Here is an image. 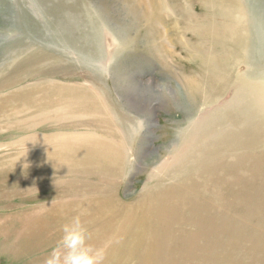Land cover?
Returning <instances> with one entry per match:
<instances>
[{
	"label": "rangeland",
	"instance_id": "1",
	"mask_svg": "<svg viewBox=\"0 0 264 264\" xmlns=\"http://www.w3.org/2000/svg\"><path fill=\"white\" fill-rule=\"evenodd\" d=\"M188 1L191 25L209 18ZM175 4L164 68L120 0H0V264H137L116 250L149 208L163 209L159 264H264V105L240 90L224 107L243 61L210 42L207 82ZM87 144L106 162L73 165Z\"/></svg>",
	"mask_w": 264,
	"mask_h": 264
},
{
	"label": "bare ground",
	"instance_id": "2",
	"mask_svg": "<svg viewBox=\"0 0 264 264\" xmlns=\"http://www.w3.org/2000/svg\"><path fill=\"white\" fill-rule=\"evenodd\" d=\"M120 2L125 7L124 10H126L129 15L135 16L133 18L136 20V22L140 24L144 23L147 25V29L145 31L143 41L145 42L144 45L148 49L149 58L154 59V61L157 62V64H160L164 68L169 66L170 64L169 61H167V57L170 56L169 47L171 45V39L167 33V30L165 29V19L168 14L172 13V10L176 5L175 3L182 4L181 15L183 19L184 18L188 19L185 20L187 23L186 24L187 29L192 32L191 33L192 35L198 38V41L191 43L190 41L187 40L184 41L182 40L183 42L179 40L178 43H180L182 47L186 50L189 60L192 63H195L199 71H201L200 73L202 74V76L205 77V79H207V82L209 81L212 82V80L216 77V75L218 74L217 71L221 67L220 63H222L221 62L222 60L219 59V55H217L212 51L213 44H215L216 46L218 45L219 47L220 46L223 47L224 52L226 53L224 54L226 59H229L231 57H237L239 58V60L243 61L245 68L243 70L244 72H242L241 74L237 73L234 81L233 97L228 102L226 101L224 102L225 104V105L223 104L224 107L226 105L231 106L234 104L237 98L236 96H239L240 90H243L241 92L245 91L244 92L245 97L247 93L251 95L250 96L251 98L249 97V101L250 103H253V105L256 103L257 104L261 103L264 105V69L262 68V65H260V60H264V0H247L246 4H245V0H211L208 2L204 0H200L201 10H203L205 15H208L209 18L205 17L201 19L199 24L197 25L190 24V22H192V19L195 18V15L188 7V2H189L188 0H175L174 3H169L168 0H120ZM235 5L238 9V13L233 12ZM247 7L249 8V10H247ZM119 8H121V6L118 7V9ZM223 12L225 13L222 14ZM249 13L251 15L250 22L248 20ZM227 16L231 18V22L228 23L225 20L223 26L220 27L221 31L223 32L220 33L217 31V28L219 27L215 23L216 21L214 19L215 18L218 19V17L220 18L222 17L221 19H223L222 21H224V18ZM235 18L238 20H236ZM232 21H234V23H232ZM208 28L210 29V31L206 30ZM253 28L255 29L256 32L255 35L251 33ZM174 32L177 31L175 30ZM219 34L221 35L220 37H218ZM255 36H256V40H259L260 43L257 49L256 47H254ZM210 42H212L213 44L211 45ZM254 52H257L256 58L253 57ZM208 92H210L209 87L206 88L205 93ZM247 108H249L248 105ZM204 116L202 117L199 116L197 122H200V120L202 121ZM193 133L195 134V132ZM190 143L191 142H189V144ZM101 148L102 147H97L93 144L91 145L87 144V146L85 145L84 148L78 147V150L76 151L77 152L76 159L71 163H73L74 165L76 164L75 162L83 163L85 161H87L88 163L106 162V160L109 158V155L107 152L106 153L103 152ZM183 148L185 149V147ZM149 209L141 210L135 215L132 226L129 227L127 231V234H132V239H129L130 240L129 241L128 238L123 239V236L121 237L119 247L116 250L117 257H119L120 255L119 252L120 249L122 248L126 250L130 254V256L136 258L135 262H137V264H159L158 261L160 258V254L162 253V248H161L162 239H159L156 233H159L158 231H161L163 229V225L165 224V222L163 221L160 222L159 220L160 218L162 219L161 210L163 211V209L162 208L158 210L153 209L151 211ZM145 230L152 233L156 238V240H158V242L155 241V239L153 238L145 239L143 235ZM159 234L162 235L161 233Z\"/></svg>",
	"mask_w": 264,
	"mask_h": 264
}]
</instances>
